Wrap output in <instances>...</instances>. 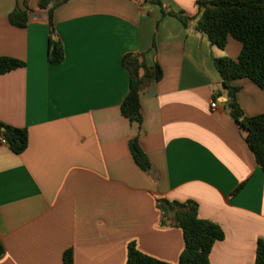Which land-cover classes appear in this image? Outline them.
<instances>
[{"label": "crops", "instance_id": "crops-1", "mask_svg": "<svg viewBox=\"0 0 264 264\" xmlns=\"http://www.w3.org/2000/svg\"><path fill=\"white\" fill-rule=\"evenodd\" d=\"M196 15L198 0H161ZM25 28L8 15L21 0H0V57L24 66L0 75V122L25 129L14 154L0 143V264H125L130 243L140 253L176 264L180 229L160 227L158 200L197 205L217 224L209 264H254L264 244V172L225 108L213 59L224 49L162 17L156 5L131 0H67L52 16L64 60H47L48 24L38 0ZM142 53L162 78L139 94L141 123L120 114L129 88L121 59ZM245 117L264 113V92L248 79L231 82ZM216 103L215 108L210 104ZM136 138L151 169L141 171L128 143ZM238 190V191H236Z\"/></svg>", "mask_w": 264, "mask_h": 264}, {"label": "trees", "instance_id": "trees-1", "mask_svg": "<svg viewBox=\"0 0 264 264\" xmlns=\"http://www.w3.org/2000/svg\"><path fill=\"white\" fill-rule=\"evenodd\" d=\"M23 10L16 7L9 15L10 25L25 28L34 18L26 0H21ZM67 0H38L37 7L46 12L48 24L47 60L51 65H60L64 51L56 37L53 25L54 10ZM135 3L147 2L160 8L162 17H171L188 29L195 21L193 30L204 36L211 46L224 49L229 38L240 44L236 59L221 57L213 59L221 78V88L226 97L225 108L244 134V140L256 165L264 172V113L245 117L235 99L237 88L231 82L248 79L264 92V0H198L195 2L196 15L188 16L165 6L161 0H131ZM142 53H128L121 59L122 67L129 75V88L120 104V114L129 123L140 124L139 94L143 87L156 83L162 78V70L157 63L147 66ZM21 61L0 57V75L23 67ZM0 138L14 154L22 153L28 143L25 129L14 128L0 122ZM129 152L135 165L143 172H149L150 163L142 152L138 140L128 143ZM238 191V190H236ZM160 212V227H175L181 230L183 249L176 264H209V254L213 244L223 239L221 228L197 215V205L192 201L176 202L164 199L156 203ZM4 247L0 242V258ZM63 263L72 264V253H63ZM125 264H167L146 256L128 244ZM254 264H264V244L257 241Z\"/></svg>", "mask_w": 264, "mask_h": 264}, {"label": "built area", "instance_id": "built-area-1", "mask_svg": "<svg viewBox=\"0 0 264 264\" xmlns=\"http://www.w3.org/2000/svg\"><path fill=\"white\" fill-rule=\"evenodd\" d=\"M210 107H211V108H215V107H216V103H215V102H212V103L210 104ZM0 143L5 144V141H4L3 139L0 138Z\"/></svg>", "mask_w": 264, "mask_h": 264}]
</instances>
